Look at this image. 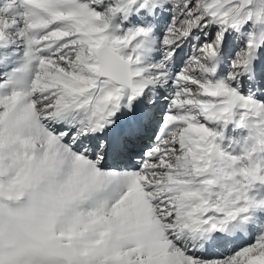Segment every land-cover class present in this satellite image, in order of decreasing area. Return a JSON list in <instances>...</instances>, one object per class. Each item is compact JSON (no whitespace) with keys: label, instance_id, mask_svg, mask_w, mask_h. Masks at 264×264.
Wrapping results in <instances>:
<instances>
[{"label":"snow or ice","instance_id":"snow-or-ice-1","mask_svg":"<svg viewBox=\"0 0 264 264\" xmlns=\"http://www.w3.org/2000/svg\"><path fill=\"white\" fill-rule=\"evenodd\" d=\"M0 264H264V0H0Z\"/></svg>","mask_w":264,"mask_h":264}]
</instances>
